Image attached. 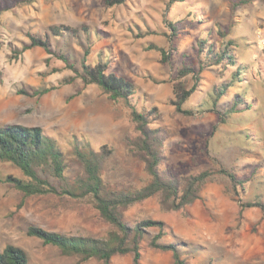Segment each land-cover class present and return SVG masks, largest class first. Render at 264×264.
Here are the masks:
<instances>
[{"label":"rangeland","instance_id":"rangeland-1","mask_svg":"<svg viewBox=\"0 0 264 264\" xmlns=\"http://www.w3.org/2000/svg\"><path fill=\"white\" fill-rule=\"evenodd\" d=\"M126 0L106 7L101 0H0V126L20 124L41 127L55 136L63 148L65 138L88 140L98 148L108 144L114 154L104 165L103 177L119 186L139 188L147 180L142 162L129 151L128 137L133 126L128 109L109 100L96 84L84 86L80 79L61 84L73 75L63 62L47 54L40 46L12 57V49L29 43V34L47 39L51 49L62 52L80 65L85 50L88 62L101 57L108 60V71H117L137 85V106L157 107L161 126L169 132L165 153L176 173H196L210 167L215 157L238 178L246 179L244 200L264 202V44L257 41V30L264 27V2L239 5L231 11L232 0ZM174 22L176 35L168 26ZM63 24L85 26L78 35L54 36L49 27ZM227 33L222 38L218 30ZM150 29L167 32L135 38L137 32ZM199 39L220 45L232 40L231 54L236 66H243V81L230 86L219 104L231 105L235 94L244 93V102L226 122L210 110V92L228 82L236 66L221 74L216 65L201 72L196 90L184 105L191 115L177 112L170 103L171 80L185 53L195 54ZM153 42L170 51L167 63L160 52L147 50ZM49 58L48 65L46 59ZM55 69L51 73H47ZM49 84L57 88L41 95L20 93ZM249 105L247 108L246 106ZM64 139V140H63ZM76 142L75 140H71ZM209 154V156L207 155ZM71 165L67 176L78 172ZM3 174L20 176V171L0 162ZM11 184L0 183V251L7 244L22 248L28 264H75L76 258L60 255L58 248L43 244L26 234L31 224L65 234L104 237L113 227L89 206L64 208L52 196L32 195L23 199ZM238 202L223 191L221 182H208L200 197L178 211H163L158 197L128 207L123 219L130 226L139 220L164 222L166 234L158 241L176 243L184 264H264V218L259 207L247 208L238 215ZM158 228L145 229L141 241L140 264H175L170 251L148 245ZM132 255H115L111 264H131ZM82 264H98L89 259Z\"/></svg>","mask_w":264,"mask_h":264},{"label":"trees","instance_id":"trees-1","mask_svg":"<svg viewBox=\"0 0 264 264\" xmlns=\"http://www.w3.org/2000/svg\"><path fill=\"white\" fill-rule=\"evenodd\" d=\"M106 7L123 4L126 0H101ZM183 0H167L166 10L176 2ZM253 1L264 0H232L231 11L239 5H246ZM169 28L176 35L174 22L168 21ZM80 29L85 31L87 39H91L92 32L85 26H71L56 24L49 30L56 37L78 35ZM219 35L225 38L227 33L218 30ZM149 34H162L172 40L167 32H157L146 29L137 32L134 37L140 38ZM29 43L21 49H12V57H17L22 51L40 46L47 54L60 59L64 67L73 72V75L61 80V84L74 82L80 79L84 86L96 84L106 97L122 103L129 111L133 126V135L128 137L129 151L143 164L147 175L146 182L139 188L119 186L110 183L103 177L104 165L114 149L108 144L98 148L88 140L82 143L75 137L65 138L68 147L63 148L60 141L53 135L46 133L38 126L10 124L0 126V162L8 163L20 171V176L3 174L0 171V183L11 184L22 194V200L17 204L19 208L23 199L28 196H52L59 206L77 208L89 206L96 210L101 219L109 223L113 229L104 237L92 235L65 234L47 230L37 225H29L26 230L28 236L41 239L43 244H51L58 248L60 255L76 258L75 264H82L89 259H96L98 264H111L115 255H132L131 264H140V245L145 237V229L156 227L158 233L150 237L148 245L152 248L172 253L175 264H184L176 243H161L158 240L166 234L164 222L156 219L139 220L130 226L123 219V211L130 206L141 203L152 196L158 197V204L163 211H178L192 205L199 197L208 182H221L223 191L238 202V215L247 208L259 207L264 218V202L260 199L244 200L246 179L238 178L231 170L225 167L215 157L209 156L210 167L196 173L179 174L169 164L165 153L169 132L161 126V112L157 107H147L145 104L137 106V85L127 76L117 71H108V60L99 57L98 60L88 62L85 50L80 65L71 60L62 52H54L48 40L29 34ZM232 40H224L219 46L208 40L199 39L195 46L194 56L183 55L181 64L176 69V75L171 80L173 97L170 103L177 112L191 115L192 110L184 105L196 90L201 72L207 66L216 65L221 74L230 66H236L235 57L231 54ZM147 50L160 52V61L167 63L171 59L170 51L153 42L145 47ZM49 58L46 59L48 65ZM56 71L51 69L47 73ZM243 66H236L231 72V79L216 85L210 92L211 107L222 122L228 116L238 111L237 105L244 102V93L235 94L231 105L219 104L221 97L228 88L236 82L243 81ZM57 85L49 84L41 88L18 91L30 96H41ZM247 108L249 105L246 106ZM71 140H75L73 142ZM169 162V161H168ZM79 167L76 175L70 179L67 171L71 165ZM0 264H28L26 252L19 246L7 244L0 251Z\"/></svg>","mask_w":264,"mask_h":264},{"label":"built area","instance_id":"built-area-1","mask_svg":"<svg viewBox=\"0 0 264 264\" xmlns=\"http://www.w3.org/2000/svg\"><path fill=\"white\" fill-rule=\"evenodd\" d=\"M256 34H257L258 44L263 45L264 44V27L259 28Z\"/></svg>","mask_w":264,"mask_h":264},{"label":"crops","instance_id":"crops-1","mask_svg":"<svg viewBox=\"0 0 264 264\" xmlns=\"http://www.w3.org/2000/svg\"><path fill=\"white\" fill-rule=\"evenodd\" d=\"M254 2V1H253Z\"/></svg>","mask_w":264,"mask_h":264}]
</instances>
